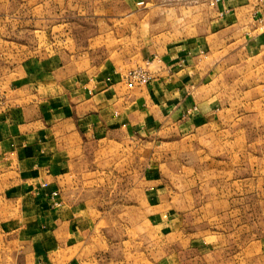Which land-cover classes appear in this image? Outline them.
Listing matches in <instances>:
<instances>
[{
    "label": "crops",
    "instance_id": "obj_1",
    "mask_svg": "<svg viewBox=\"0 0 264 264\" xmlns=\"http://www.w3.org/2000/svg\"><path fill=\"white\" fill-rule=\"evenodd\" d=\"M212 1L0 0V264H89L131 208L156 264H264V235L185 232L162 155L146 164L147 139L202 143L264 115L256 0ZM137 68L150 83L130 88Z\"/></svg>",
    "mask_w": 264,
    "mask_h": 264
},
{
    "label": "rangeland",
    "instance_id": "obj_2",
    "mask_svg": "<svg viewBox=\"0 0 264 264\" xmlns=\"http://www.w3.org/2000/svg\"><path fill=\"white\" fill-rule=\"evenodd\" d=\"M177 138L178 144L171 146L166 141L176 139L161 137L163 144L157 148L147 139L145 153L147 166L154 163L150 159L155 150L162 155L163 163L159 164L166 195L175 204L185 232L197 236L264 235V115L238 113L237 129L228 128L221 136L216 131L202 143L188 140L183 133ZM137 169L132 167V171ZM133 195L131 207L140 199V194ZM100 197L105 206L116 207L119 202L116 194L103 193ZM129 215L136 216L132 208ZM133 217L129 226L126 221L123 226L109 227V251L89 264H156L163 255L155 253L159 239L150 225H143L142 219L136 223ZM138 237L142 240L140 248Z\"/></svg>",
    "mask_w": 264,
    "mask_h": 264
},
{
    "label": "built area",
    "instance_id": "obj_3",
    "mask_svg": "<svg viewBox=\"0 0 264 264\" xmlns=\"http://www.w3.org/2000/svg\"><path fill=\"white\" fill-rule=\"evenodd\" d=\"M222 0H213L212 5L221 2ZM254 19L259 24L260 29L264 33V0H256L254 8ZM128 86L133 88L134 86L146 87L151 80V77L146 69L137 68L131 70L128 75ZM53 196H57V193H54Z\"/></svg>",
    "mask_w": 264,
    "mask_h": 264
}]
</instances>
